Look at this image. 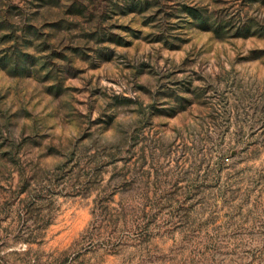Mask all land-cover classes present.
<instances>
[{
    "label": "rangeland",
    "instance_id": "obj_1",
    "mask_svg": "<svg viewBox=\"0 0 264 264\" xmlns=\"http://www.w3.org/2000/svg\"><path fill=\"white\" fill-rule=\"evenodd\" d=\"M0 264H264V0H0Z\"/></svg>",
    "mask_w": 264,
    "mask_h": 264
},
{
    "label": "trees",
    "instance_id": "obj_2",
    "mask_svg": "<svg viewBox=\"0 0 264 264\" xmlns=\"http://www.w3.org/2000/svg\"><path fill=\"white\" fill-rule=\"evenodd\" d=\"M55 6V5H54ZM78 12V11H77ZM74 13H76V12H72V13H69V14H74ZM78 14V13H77Z\"/></svg>",
    "mask_w": 264,
    "mask_h": 264
}]
</instances>
